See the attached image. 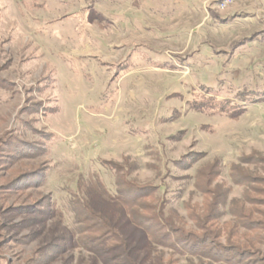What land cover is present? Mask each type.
<instances>
[{"label":"rangeland","instance_id":"374dc122","mask_svg":"<svg viewBox=\"0 0 264 264\" xmlns=\"http://www.w3.org/2000/svg\"><path fill=\"white\" fill-rule=\"evenodd\" d=\"M258 4L227 15L213 0H0V141L11 132L47 146L38 157L0 161V185L32 167L46 175L40 187L0 189V264H223L153 243L112 199L116 178L104 161L128 166L119 176L155 186L142 202L162 205L186 232H202L196 218L212 202L203 189L222 191L225 206L205 227L223 247L264 256V229L245 231L231 212V204L242 207L264 224ZM199 104H225L231 113H205ZM256 155L262 160L251 164ZM216 164L206 185L199 173ZM74 197L106 216L122 251L100 254L78 243ZM27 206L28 213L14 210Z\"/></svg>","mask_w":264,"mask_h":264},{"label":"trees","instance_id":"16d2710c","mask_svg":"<svg viewBox=\"0 0 264 264\" xmlns=\"http://www.w3.org/2000/svg\"><path fill=\"white\" fill-rule=\"evenodd\" d=\"M3 83H5L4 80ZM200 106H202L201 110L205 113H207L206 110H210L211 112H214V114H219V112H221V114L231 113L227 107L228 105L226 106L225 104L224 106H219L218 104L214 107H209V109L201 104L196 107ZM26 109V107H23L20 112L25 111ZM34 132L39 136L45 135L42 132ZM5 135V138H2V141H0V149H2V152H0V161H7L8 166L11 163H14V161L17 163L19 160L25 158L44 155L47 151V146L39 140L36 142H28L18 133L6 132ZM48 135L49 137L52 136V134ZM256 157L257 158H250L249 162L252 164V162L258 163L262 160L258 159L259 157L257 155ZM103 164L106 166L108 165L109 170L115 174L116 192L112 199L121 202L127 208V213L131 220L135 223V225L144 230L153 243L158 244L159 246H165L172 252L178 253L179 255L194 256L203 259L206 258L217 263L264 264V256L253 258L259 255L254 254V252L257 253L258 251H253V249L250 248L246 250L236 244L229 247H223L216 241L218 234L210 228L205 227L207 226V223L216 219L217 215L221 213L218 212V208L221 209L225 206L226 198L222 191H210L207 188L203 189L205 190L203 193L209 194L212 198V202L207 208V214L201 218L200 216L196 218L197 226L200 227L202 232L200 234L192 231L186 232L184 229L175 226V223L169 217L165 216L162 205L159 206V208H154L150 205H145L142 202L146 198L155 196L157 192V188L155 186H141L137 184L134 179H128L126 174L119 176V171L121 170L129 173V168L128 166H125V164H115L109 161H104ZM217 167V164L214 167L212 165L205 173H199V177L205 179V182L203 183L208 185L207 179L216 173ZM236 171L240 170L236 169ZM231 178L235 183L239 182L234 176ZM45 179L46 175L44 174V169L41 167H32L25 172L18 173L17 177H15L7 185H0V189H5L9 194H16L18 191L23 192L25 189H30L31 187L36 188L42 186L45 183ZM247 181H250V178H242L243 183H246ZM261 182L264 183V180ZM7 198H3V201H6ZM43 199L46 212L49 215L52 211L50 196L47 195ZM231 205V212H233L235 218L237 219V224L245 231L247 230L253 232L264 229V224L261 221L253 222L249 220V216L251 213L253 214L252 211L246 210V212L243 213V211H241L242 207L234 208L233 204ZM18 207L14 210L23 209L28 213L30 212L29 210L32 209L29 208V206L25 208ZM69 208L75 217L77 224V217H80L81 219L80 224L82 228L78 229V226H76L77 231H79L78 243L85 249L95 251L100 254H105L106 252L119 249L122 251L124 249L125 243L121 239L119 233L113 229L106 216H101L99 213L93 211L91 206L88 205V203H86V201H84L81 197H74L70 199Z\"/></svg>","mask_w":264,"mask_h":264},{"label":"crops","instance_id":"0c3cea01","mask_svg":"<svg viewBox=\"0 0 264 264\" xmlns=\"http://www.w3.org/2000/svg\"><path fill=\"white\" fill-rule=\"evenodd\" d=\"M257 2L262 4V5L264 3L263 0H236V2L233 5H231L230 7H228L227 9H225V11H223V12L218 11V12H221L224 14L227 13V15H230V14H233V13H231L232 11L236 12L240 9L245 10V9L250 8V7L254 8V7L259 5Z\"/></svg>","mask_w":264,"mask_h":264},{"label":"built area","instance_id":"2783aa9c","mask_svg":"<svg viewBox=\"0 0 264 264\" xmlns=\"http://www.w3.org/2000/svg\"><path fill=\"white\" fill-rule=\"evenodd\" d=\"M213 2H215L218 11H225V9L233 5L236 0H213Z\"/></svg>","mask_w":264,"mask_h":264}]
</instances>
